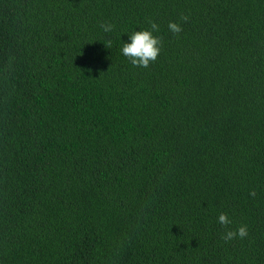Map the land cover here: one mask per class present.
Segmentation results:
<instances>
[{
	"label": "trees",
	"instance_id": "16d2710c",
	"mask_svg": "<svg viewBox=\"0 0 264 264\" xmlns=\"http://www.w3.org/2000/svg\"><path fill=\"white\" fill-rule=\"evenodd\" d=\"M0 264H264V0H0Z\"/></svg>",
	"mask_w": 264,
	"mask_h": 264
},
{
	"label": "clouds",
	"instance_id": "9594fccd",
	"mask_svg": "<svg viewBox=\"0 0 264 264\" xmlns=\"http://www.w3.org/2000/svg\"><path fill=\"white\" fill-rule=\"evenodd\" d=\"M111 24H102L101 28L105 33L112 30ZM168 29L172 33H179L181 27L175 22H169ZM158 31V25L154 22L150 24V29L134 30L128 35L127 42H122L120 49L121 54L127 57L133 66L147 67L150 61H154L160 52L161 41L159 37L153 35ZM107 46L111 45V41L106 42ZM254 194V193H251ZM217 222L221 225H228L231 223L230 219L225 213H220L217 217ZM247 235V227L239 226L235 231L226 230L222 239L228 241L235 237L243 238Z\"/></svg>",
	"mask_w": 264,
	"mask_h": 264
}]
</instances>
